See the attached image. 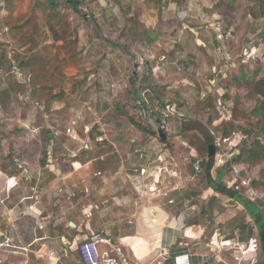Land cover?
Listing matches in <instances>:
<instances>
[{
	"label": "rangeland",
	"instance_id": "374dc122",
	"mask_svg": "<svg viewBox=\"0 0 264 264\" xmlns=\"http://www.w3.org/2000/svg\"><path fill=\"white\" fill-rule=\"evenodd\" d=\"M69 1L0 0V177L14 176L9 187L36 186L41 203L63 200L69 194L76 199L85 194L89 179H133L138 175L134 170L146 166L147 157V165H157L159 149L173 159L178 179L185 185L174 202H169L173 192L151 202L160 200L164 208L196 204L198 209L195 206L188 220L206 221L208 237L219 229L224 240L239 235V231L235 233L239 224L252 225L246 209L226 200L227 196L199 198L206 183L192 174V162H202L207 155L208 115L213 113L212 125L219 126L242 102L235 91H225L224 78L240 67L249 71L259 68L264 76V52L257 62L247 60L234 39L222 37L223 45L233 50L227 55L214 54L195 46L187 27L182 30V21H172L165 28L161 18H143L139 0H74L75 7ZM152 2L158 5L153 8L158 17H163L160 11L169 1ZM145 78L146 84L163 85L164 98L185 108L187 118L193 120L181 122L174 114L160 121L163 130L171 132L165 135V144L130 122L134 117L148 125L155 117L134 97L137 83ZM204 94L213 97L216 110L203 108ZM239 119L238 124L250 127L246 118ZM180 122L192 125L193 131L186 133ZM144 148L154 152H144ZM184 157L187 161L183 162ZM221 169L225 176L220 182L232 181L246 197V187L233 178L229 164ZM257 170L248 167L247 177L254 179ZM61 179L68 183L66 190ZM149 189L158 190L153 185ZM256 191L261 198L255 202L264 212V190ZM135 193L129 191L132 197ZM207 203L212 211L201 214ZM64 204L47 211L54 215ZM215 210L226 220L217 223ZM189 244L190 249L196 247L195 240L189 239ZM221 250L216 264H237L230 247ZM258 254L254 264H263L262 254Z\"/></svg>",
	"mask_w": 264,
	"mask_h": 264
},
{
	"label": "crops",
	"instance_id": "0c3cea01",
	"mask_svg": "<svg viewBox=\"0 0 264 264\" xmlns=\"http://www.w3.org/2000/svg\"><path fill=\"white\" fill-rule=\"evenodd\" d=\"M145 1L139 0V5L143 8V18L157 17L156 21L161 18L164 27H169L167 25L172 21H182V30L185 31L187 27V34L190 33V39L195 42V46L205 47L214 54L220 51L221 55H227L230 53L228 51L233 49L223 45L222 37H229L234 39L236 47L239 46L243 53H257L256 58L251 61L262 59L264 0H253L254 4L251 0H168L162 11L156 7L163 17H158L159 13L156 14L153 9L157 4L152 0H147L144 4ZM175 12L176 17L173 16ZM229 25L230 28L235 27L232 34H229L226 28ZM161 31L163 34V29ZM219 32L222 34L221 38H217ZM162 34L160 36L166 39L167 36ZM168 36V40H171L172 36ZM237 50L238 48H235V52ZM212 68L216 67L213 65ZM193 129L188 128L185 132ZM206 139L210 140L211 137H205L204 140ZM143 150L147 153L154 152V149ZM156 150L157 154H161L160 158L156 156L159 165H147L149 158L146 155V166H149V173H153L152 175L136 174L133 179H101V182L96 179H89L88 182L83 180L85 194L76 199H72L73 194H69L63 200L57 198L53 202L48 200L41 203L36 186L28 189L27 185V189H24L19 185L15 187L14 184V187H9L13 186L10 179L14 176L3 174L0 177V264H83L78 245L94 235H101L110 241L109 243L119 245L130 264H155L156 256L162 248L170 249L176 264H204L210 259L212 262L208 264H216L221 249L225 246L230 247L235 257L240 258V264H249L251 260L253 264L257 262L259 252L241 253V250L248 246V239L243 240V235L238 233L239 229L235 231L239 235L223 240L224 235L219 229L209 237L205 235L206 221L188 220L195 211V206L198 209L196 204L181 208L177 203L178 206L174 205L176 209H173V206L164 208L160 200L151 202L155 197H149V186L158 188L155 191L157 199H161L167 192H173L169 201L174 202L179 199L180 189L185 185L178 179V170L173 159L166 152ZM184 160L185 157L183 162ZM193 172L192 169V174ZM117 174L119 171L115 172V175ZM224 176L222 169L211 172L212 179L218 181L223 180ZM123 178H126V174ZM150 178L156 179L157 182L153 184ZM61 180V185H64L66 190L68 183ZM58 190L63 191L61 188ZM130 190H135L136 196L132 197ZM11 193H15L14 196H11ZM202 193L199 195L201 200L220 194L210 187H206ZM226 200L233 201L229 197ZM58 203H65L63 207L60 206L58 213L56 211L52 215V211H47L57 207ZM205 207L206 205L201 207V214H208L209 211ZM213 212L215 216L218 215L217 223L226 220L218 211ZM70 222L73 225H70ZM185 230H189L186 234L195 240L196 247L190 249L189 239L184 237ZM99 246L104 249L108 248L109 244L103 241Z\"/></svg>",
	"mask_w": 264,
	"mask_h": 264
},
{
	"label": "trees",
	"instance_id": "16d2710c",
	"mask_svg": "<svg viewBox=\"0 0 264 264\" xmlns=\"http://www.w3.org/2000/svg\"><path fill=\"white\" fill-rule=\"evenodd\" d=\"M51 1V0H49ZM74 7L77 1H69ZM228 33L232 34L235 27L230 28V25L226 27ZM146 78L143 81H139L135 87L134 97L141 107L148 109L153 116L159 115L164 109L166 104L174 105L176 108L175 117H178L179 121H192L187 118V111L185 108L179 107L176 103L167 101L164 98L165 87L157 83H147ZM224 88L228 93L230 90L235 91L236 95L240 97L242 102L239 106H234L232 109L231 118L228 121L221 123L219 126L214 127L212 121L215 116L208 115L206 127L209 131L220 135L222 137H228L233 132H242L246 135V140L239 149V154L236 157L237 161H243L249 168L258 167L257 175L251 181V186L259 191L264 190V76L261 75L260 69L255 71H249L244 67H240L237 71L231 75H227L224 78ZM203 108H208L209 112L216 110L215 100L211 95H203L202 99ZM181 112V113H180ZM181 114V115H179ZM239 116L246 118L250 127L245 128L238 124ZM174 117V116H173ZM130 122L143 132L150 133L161 143L165 144L168 140V136L161 139L159 138L156 127L148 123L144 124L138 118L130 117ZM237 124V125H235ZM184 130L193 128V126L182 125ZM211 134V133H210ZM205 137H212L206 135ZM205 140L206 152L207 145L213 142V139ZM213 157L206 155L204 161L199 162L198 171H194L193 174L198 175L206 183V187H210L213 191L225 195L233 200L239 202L248 212L253 224L241 223L238 225L239 233L243 235V240L249 239L254 236L257 239V246L259 253L262 254V263L264 264V212L261 207L255 201H250L244 197L239 191L227 187L217 179L211 177ZM44 161L42 162V164ZM193 163V162H192ZM213 198H210L211 202ZM209 212L212 211L210 203L205 207ZM163 264H175L173 256L167 257Z\"/></svg>",
	"mask_w": 264,
	"mask_h": 264
},
{
	"label": "built area",
	"instance_id": "2783aa9c",
	"mask_svg": "<svg viewBox=\"0 0 264 264\" xmlns=\"http://www.w3.org/2000/svg\"><path fill=\"white\" fill-rule=\"evenodd\" d=\"M221 37H222V34L221 32H219L217 34V38H221ZM244 56L245 58H247V60L255 59L257 56V53L255 51L254 52L250 51L249 55L246 54ZM175 113H176L175 106L166 104L165 109L159 115L152 117L153 121L149 123L151 125H154L157 128V123L155 121V118L163 122V121L168 120L169 115L173 116ZM179 124L180 123H178V125ZM163 131L165 135H168L169 133H171L167 129ZM211 134L214 138V145H215V154H214L213 166H212L211 172L215 169H221L225 165L229 164L230 171L233 175V178H235L236 181L239 180L240 183L244 185V187H246V191H245L246 194H244L246 198H248L250 201H255L258 198H261V196L257 193V191L251 186L252 179L247 177L246 175L248 165L242 161L236 160V157L239 154V147L246 140V135H244L242 132H239V131L233 132L228 137H222L213 132H211ZM192 167L194 171H198L199 161L195 160L192 163ZM149 170H150L149 166H142L139 169H135L134 171L137 172L139 175L148 176L149 174L151 175L153 174V173H149L150 172ZM224 185L235 189L232 186V181H225ZM148 192H149V197L156 198L158 196L155 194L154 190L150 191L149 188H148ZM169 202H172V201H169ZM186 231H189V230H185L184 237L192 240V238H189V236L186 234ZM103 241L109 244L108 248L103 249L99 246L100 242H103ZM109 242L110 241L105 240L103 236L101 235H94L90 237L89 239L82 241L78 245V252H79V256L83 264H130L126 254L123 252V249L119 245L109 243ZM258 251L259 249L257 246V239L254 236H251L248 239V246L245 249H242L241 253L245 254V253L250 252V253L257 254ZM170 256H172L170 253V249L162 248L156 256L155 264H163L165 259ZM235 260L239 262L240 258L235 257ZM252 262L253 261L251 260L249 264H253Z\"/></svg>",
	"mask_w": 264,
	"mask_h": 264
},
{
	"label": "water",
	"instance_id": "95a60500",
	"mask_svg": "<svg viewBox=\"0 0 264 264\" xmlns=\"http://www.w3.org/2000/svg\"><path fill=\"white\" fill-rule=\"evenodd\" d=\"M134 66H136V65H134ZM155 121H156V123H157L156 131H157V134H158L159 138H161V139L165 138V133H164V131H163V127H162L161 124H160V121H159L157 118H155ZM182 125H183V123L180 122L179 126L181 127ZM209 136H212V134H209ZM211 138H212V137H211ZM212 139H213V138H212ZM207 154H208L209 156H212L213 159H214V154H215L214 139H213V142H212V143H209V144L207 145ZM212 166H213V162H212ZM211 169H212V167H211ZM210 172H211V170H210ZM247 199H248V198H247ZM69 224H70V225H73L71 222H70ZM263 255H264V254H263ZM209 262H212V259H210L207 263H204V264H208Z\"/></svg>",
	"mask_w": 264,
	"mask_h": 264
}]
</instances>
